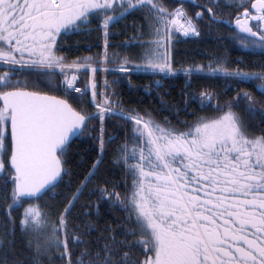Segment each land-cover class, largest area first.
<instances>
[{
    "label": "snow or ice",
    "instance_id": "6c2138e0",
    "mask_svg": "<svg viewBox=\"0 0 264 264\" xmlns=\"http://www.w3.org/2000/svg\"><path fill=\"white\" fill-rule=\"evenodd\" d=\"M186 3L200 10L189 14ZM221 3L180 0L173 8L167 0H0V185L6 189L7 217L0 226V243L15 234L14 212L22 209L19 228L33 249L30 259L9 262L5 256L0 264H44L45 257L48 264H56V258L60 264H264V128L257 134L246 119V114L259 113L264 122V60L249 68L240 57L238 66L230 67L221 56L174 67L172 57L180 37L201 35L205 13L209 27L230 29L229 38L239 50L264 57V0H224L235 11L232 19L217 14V9L223 11ZM135 12L145 23L135 25L136 39L125 41L124 47L138 45L139 61L109 55L112 26ZM85 26L102 32L104 51L69 61L61 52L65 38ZM145 26L147 38L141 39ZM101 71L118 77L182 72L189 82L219 78L250 84L260 96L241 89L222 101L208 88L184 93V110L197 103L200 114L180 120L181 109L173 105L174 124L149 111L120 107L117 93L108 90L119 80L101 84L96 79ZM82 75L87 81L78 87ZM41 85L48 91L37 90ZM56 92L60 95L50 94ZM241 101L243 113L236 110ZM111 117L126 129L114 158L123 169V193L118 182L111 189L88 188L106 146L116 139L115 134L105 138V122ZM97 120L93 139L99 141L100 154L63 210H46L38 201L56 193L68 174L72 139L90 135L95 130L90 122ZM86 190L88 195L99 192V200L125 212L127 223L119 235L105 225L92 241L93 222L82 221L80 232L70 226L71 210ZM78 246L79 255L73 258Z\"/></svg>",
    "mask_w": 264,
    "mask_h": 264
},
{
    "label": "trees",
    "instance_id": "16d2710c",
    "mask_svg": "<svg viewBox=\"0 0 264 264\" xmlns=\"http://www.w3.org/2000/svg\"><path fill=\"white\" fill-rule=\"evenodd\" d=\"M170 7H176L180 0H167ZM200 4L207 3V0H199ZM188 8L189 14H193L199 8L192 7L189 4H185ZM221 8L217 9V14L224 15L226 18H232L235 11L231 8L224 6V0H222ZM97 22L93 21L92 27ZM143 15L139 12L132 13L126 17L125 20L112 26L111 35L109 36V55L112 53H118L121 57L128 55L134 61H139L141 49L138 45L125 48L124 42L127 40L136 39V27L135 25H143ZM201 35L199 37H180L173 46L172 57L175 61L174 67H180L181 65L204 63L206 64L209 59L214 57H226L230 61V67H237L238 58L243 57L249 68L258 66V62L264 60V57L259 55H247L244 51L239 50L238 46L229 38L230 29L224 25L213 24L211 27L208 25V15L205 13L204 19L199 22ZM147 38V27L143 29ZM66 43L61 48V52L67 55L68 60L71 61L75 57L93 55L97 53H103L104 37L100 31H89V26L82 28L79 34L69 35L65 38ZM243 66V65H240ZM2 70V69H0ZM96 79L103 84V81L118 79L119 82L113 84L109 91H115L122 101L120 107L125 110L135 109L138 112H151L157 119L168 117L174 124L177 122L174 109L171 106L175 105L181 109L179 114L180 120H192L194 116L191 113L200 114V108L197 103L188 105V110H184V93L191 94L193 92L198 93L203 88H208L217 94L220 99L228 100L236 95L241 89H245L256 96L260 94L250 84H230L229 81L219 78L204 79V78H192L189 79L182 73H176L170 76H153L148 73L133 72L130 76H119L117 73H105L103 71L96 74ZM159 79L160 85L157 86L155 81ZM129 80L131 83H129ZM87 81V76H81L80 87H83ZM37 90L48 91L46 87L41 85ZM60 95L59 92L50 93ZM89 111H92L90 105L87 106ZM169 108L170 110H165ZM243 113V101H241L240 108L236 109ZM246 119L250 123V129L259 133V129L264 128V122L262 117L257 113L255 116L247 115ZM95 125V130H91V134H85L74 138L70 147L67 150V163L65 165L68 174L64 176L63 181L58 185L56 193H48L40 201L41 205H44L46 210L48 206H51L53 211L57 209L63 210L65 204H67L68 198H70L72 192H74L79 185L80 181L85 177L89 168H91L93 162L97 159L99 153V141L93 139L99 131V121L90 122ZM105 138L108 135L115 134L116 139L106 146V151L102 154V160L96 169V175L92 178V182L89 183L88 188H98L101 185H105L109 189L114 183H119L118 191L124 192V173L123 169L114 163L115 150L118 144H120L125 135L126 129L122 127V121L117 117H111L105 122ZM130 184L131 177H128ZM11 185L7 190H10ZM6 189L0 185V226H3L7 222L5 216L4 205L6 203L4 199V192ZM99 192H93L91 195L86 194L81 196L80 200L76 202L69 215L71 222L70 226L74 231H83L84 220H89L96 225V228L91 231L89 240L95 241L101 231L105 229V225L111 226L116 230L117 235L122 231L121 225L127 223L125 219V212L120 210L119 207H111L107 201L99 200ZM35 201H25V204ZM87 211L89 215L85 216ZM22 209H16L14 216L17 221L15 228V234L13 236L4 237L3 243H0V261L5 256L7 260L11 262L14 259H30L33 249L28 247L27 237L22 234L19 228V214ZM79 224L80 227L75 226ZM103 234L108 235L107 231ZM4 236V229L0 227V237ZM93 249L97 247L95 243L91 245ZM71 247V245H70ZM132 251H135L133 249ZM80 247L78 246L74 253L73 258L79 255ZM44 259V264H48L47 258ZM56 264H60L58 258H56Z\"/></svg>",
    "mask_w": 264,
    "mask_h": 264
},
{
    "label": "flooded vegetation",
    "instance_id": "af4514ba",
    "mask_svg": "<svg viewBox=\"0 0 264 264\" xmlns=\"http://www.w3.org/2000/svg\"><path fill=\"white\" fill-rule=\"evenodd\" d=\"M234 16H235V14L233 15V17H232V18H234ZM232 18H229V19H232Z\"/></svg>",
    "mask_w": 264,
    "mask_h": 264
},
{
    "label": "water",
    "instance_id": "95a60500",
    "mask_svg": "<svg viewBox=\"0 0 264 264\" xmlns=\"http://www.w3.org/2000/svg\"><path fill=\"white\" fill-rule=\"evenodd\" d=\"M75 138H76V137H75ZM73 139H74V138H73ZM73 139H72V140H73Z\"/></svg>",
    "mask_w": 264,
    "mask_h": 264
},
{
    "label": "built area",
    "instance_id": "2783aa9c",
    "mask_svg": "<svg viewBox=\"0 0 264 264\" xmlns=\"http://www.w3.org/2000/svg\"><path fill=\"white\" fill-rule=\"evenodd\" d=\"M78 87H79V85H78Z\"/></svg>",
    "mask_w": 264,
    "mask_h": 264
}]
</instances>
